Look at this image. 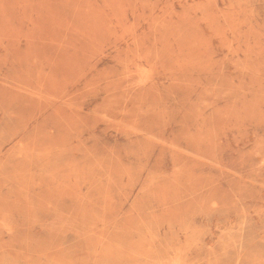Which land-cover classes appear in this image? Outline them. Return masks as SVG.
I'll return each mask as SVG.
<instances>
[{
    "label": "rangeland",
    "instance_id": "1",
    "mask_svg": "<svg viewBox=\"0 0 264 264\" xmlns=\"http://www.w3.org/2000/svg\"><path fill=\"white\" fill-rule=\"evenodd\" d=\"M0 264H264V0H0Z\"/></svg>",
    "mask_w": 264,
    "mask_h": 264
}]
</instances>
